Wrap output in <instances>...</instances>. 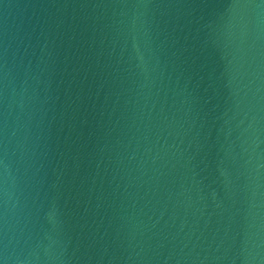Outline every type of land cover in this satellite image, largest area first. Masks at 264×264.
Returning a JSON list of instances; mask_svg holds the SVG:
<instances>
[{
  "label": "water",
  "instance_id": "water-1",
  "mask_svg": "<svg viewBox=\"0 0 264 264\" xmlns=\"http://www.w3.org/2000/svg\"><path fill=\"white\" fill-rule=\"evenodd\" d=\"M0 264H264V0H0Z\"/></svg>",
  "mask_w": 264,
  "mask_h": 264
}]
</instances>
